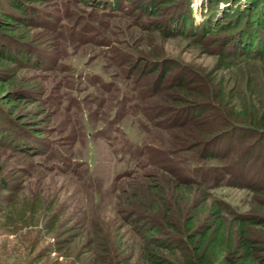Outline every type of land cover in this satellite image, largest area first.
<instances>
[{
  "label": "trees",
  "instance_id": "obj_1",
  "mask_svg": "<svg viewBox=\"0 0 264 264\" xmlns=\"http://www.w3.org/2000/svg\"><path fill=\"white\" fill-rule=\"evenodd\" d=\"M57 2L60 11L56 16H49L38 7L43 0H0V146L22 153L26 158H58L57 164L63 166L58 172L63 176H76L79 168L74 165L77 162L72 163V160L56 152L54 143L59 136H48L46 128L42 127V122L46 121L38 117L40 103H43L40 98L56 94L65 97L69 105L76 106L79 111H88L89 117L97 111H109L106 112L107 119L97 129L102 134L110 127L107 125L115 124L113 120L117 121L119 114L123 118L133 117L140 111L137 116H142L138 121L142 130H147L145 127L149 121L150 126L172 130L171 149L166 152L175 154L172 160L163 159L171 163L176 175V179L172 180L175 186L168 185L172 189L167 190L162 183L144 186L140 185L141 182L136 185L127 183L132 175L143 173L139 169L140 164L125 175L124 188H118L120 193L115 198L118 201L124 196V200L117 203L123 210L121 208L116 213L121 212L128 217L133 233L140 238L136 262L133 263L127 256L118 260L119 254L113 253L116 249L106 241V237L96 243L98 235L93 232L92 238L86 237L87 241L77 251V260L85 248L95 253V248H98L92 264H264V186H253L256 198L249 212H237L226 201L206 194L207 189L219 187V176L213 175L216 167L205 165L210 161L223 162L219 167V174L226 177L223 184L245 186L243 171L238 166L233 167V162L238 160V165L250 148H254L264 161V93L262 96L259 94L264 87L259 86L255 94L258 83L249 73L253 71V62L264 67V0H203L204 13L200 22L195 21L191 0ZM222 2L228 5L220 8ZM127 14L134 17L126 26H137L146 33L161 34L164 38L185 37L193 45H202L206 49L216 46L218 49L212 52H216L218 69L246 74V83L240 89L239 85L227 88L222 76L209 78L211 73L203 75L200 71H192L182 62V66L179 65L177 60L157 59L151 55L146 57L136 50H129L127 43L119 41L123 39L121 21L112 24L115 25L112 29L108 27L110 17H121L123 20ZM70 16H75L74 22ZM156 16L161 17L159 24L145 26L138 23L142 18ZM31 30H36L35 34ZM39 30L45 34H58L60 38L72 40L80 46L88 45L89 50L95 49L92 44L101 47L99 50H108L101 63L106 73L99 71L98 74L84 76L79 71L70 75L75 67L63 64L66 58L63 54L57 57L55 65L52 60L49 61L54 69L61 70V80L56 77L58 72L54 75L53 70L44 77H32V82L25 80V86L19 90L10 89L18 82L17 71L38 70L45 65L43 57L37 53L41 52V45L46 44L47 37L44 33L39 34ZM118 36L122 37L119 39ZM67 44L71 48L72 45ZM65 52L68 54L70 51ZM100 54L95 52L90 58ZM148 57H152V61L141 63ZM72 76L76 78L72 80ZM253 95L256 99H252ZM159 97L163 98L161 104L165 107L161 105L157 109L147 105L150 98L157 100ZM23 104L37 106L30 114L33 127L23 124L25 127L20 128L18 122L22 120L17 122L13 117ZM166 117L170 119L164 124L157 121ZM188 127L191 129H184ZM183 130L187 134L181 133L185 132ZM114 132L121 133L116 138L122 142L119 153H128L127 132L120 131L117 125ZM217 143L219 151L215 147ZM164 153L155 152L160 157ZM225 157H231V169L227 168L230 163ZM41 165L48 170V162H41ZM3 167L0 162L3 220L15 226L29 225L32 218L35 225L44 220L47 233L55 232L58 218L52 207L43 204L38 195L28 203L18 205V199H13L16 187H9ZM214 176L218 183H214L213 180H217ZM189 186H196L200 191V198L192 206L189 205V197L179 193ZM5 192H8L7 197ZM131 199L137 205L130 204L128 200ZM58 230L62 232L58 243L60 250L70 252L71 245L80 238L79 234L74 229L61 227ZM107 242L112 252H109ZM92 244L94 247H91Z\"/></svg>",
  "mask_w": 264,
  "mask_h": 264
},
{
  "label": "rangeland",
  "instance_id": "obj_2",
  "mask_svg": "<svg viewBox=\"0 0 264 264\" xmlns=\"http://www.w3.org/2000/svg\"><path fill=\"white\" fill-rule=\"evenodd\" d=\"M57 1L43 0V3L38 7L45 14L56 16L57 12L60 11ZM202 1L191 0V8L196 22H200L203 19L204 8ZM226 4L222 2L219 7L221 8ZM166 9L168 11L171 10L169 8ZM70 12L73 11L70 10ZM70 17L73 18L74 22L75 16ZM133 17L134 15L130 14L125 15L123 20H121V17H110V26L108 25L112 29L115 26L112 24H118L121 21L120 25L122 28H120V31L123 37L118 36V38H123L119 41L127 43L129 50L133 52L136 50L140 55L146 57L147 55H151L157 59L177 60L179 65L182 66L180 63L182 62L187 69H191L192 71H200L203 75L211 73V76H208L209 78L214 76L217 79L222 76V81L227 85V88L239 85L240 89L246 83L248 77L245 76L246 74L239 75L233 73L235 70L218 69L216 52H212L216 46H210L206 49L202 45H193V42L185 37L174 36L164 38L161 34L146 33L137 26H126V24L131 23L130 19ZM50 18L51 21H54L52 17ZM160 18L158 16L154 18H142L138 23L145 26L151 23L159 24L161 22ZM104 19L107 20V18ZM34 31L36 30H31V33H34ZM39 31H41L39 34L44 33L43 30ZM45 35L47 37L46 44L41 45V52L37 53V55L43 57L45 65L42 69L38 70L22 69L17 71L18 82L9 87L10 89L19 90L25 86V80L30 79L31 81H29L32 82V77H44L48 72L51 73L53 70L52 73L56 75L58 72L59 76L56 75V77L58 80H61V70L54 69V66H51L49 61L52 60L55 65L57 57H61L63 54L66 57L63 64L66 67H75L73 70L70 68V75L79 71L84 76L98 74L99 71L106 73L102 69L101 65L103 64L101 63L105 59L102 58L104 54L108 55V50H99L101 47H96L93 44L89 45L95 49L89 50L88 45L84 44L80 46L72 40L70 42L67 39L60 38L58 34L47 33ZM67 43L72 45L71 48H69ZM230 44L228 45L230 46ZM123 46H126V44H123ZM64 50L70 52L67 54ZM95 52H101V54L90 58ZM146 61H152V57L151 59L149 57L146 58L141 63ZM252 66L253 71H249V73L254 82L258 83V86L255 88V94H257L259 86L264 87V67L258 62L251 63ZM67 70L68 68L65 69V71ZM72 77V80L76 78V76ZM263 93L262 88L259 94L262 96ZM49 95L47 94L40 98L43 103H40V114L38 117L46 121L42 122V127L46 128L48 136H59L54 143L57 147L56 152L72 160V163L77 162L74 166L75 168H79V172L74 177L69 175L63 176L58 172V169L63 168V166L59 167L60 164H57L58 158L46 157V160L39 156L26 158L22 153H15L0 146V162L4 166L5 179L9 183V187H16V196L13 199L17 198L18 205H22L28 203L33 197L38 195L43 204L52 207L53 212L56 213L58 218L55 232L47 233L44 220H40L36 225L33 218L30 220L29 225L17 224L15 226L10 224L5 219L3 220V209L0 207V264H92L95 254H98V248H95L97 253L90 252V249L85 248L78 260V255H76L77 251L81 250L80 246L87 241L86 237L92 238V232L98 235L96 243L102 242L101 239L106 237V241H109L112 244V248L116 249V251H113L107 242L109 252L118 253V260L123 258V256H127L135 263L138 256L140 238L133 233V229L127 221L128 217L124 213H116L121 208L123 210V207L117 203L120 204V201L124 200V196L122 199L119 198L120 200L118 201L115 197L120 193V189L118 188H124L123 183L127 179L125 175L130 169L136 168V164H140L139 169H142L143 173L132 175L127 183L131 182L133 185H136L141 182V186L148 183H162L167 190L172 189L168 185L175 186L172 180L176 179L174 177L176 175L171 167V163L163 160L164 158L172 160L175 157V154L166 152V150L171 149L170 138L172 130H169L170 128L162 129L155 125L150 126L151 121H149L150 123L146 122L147 127L145 128L147 130L144 131L145 129L143 128L144 130H142L138 122L142 118V116H137L140 111L133 117L127 116L123 118L119 114L117 121L112 120L120 128V131L127 132L125 136L127 140L126 147H129L127 149L128 153L121 155L119 148L122 142L119 138L116 140L117 135L121 133L116 134L114 132L116 125H107L110 127H107L108 130L104 134L97 130L102 121L107 119L106 112L109 111H97V113L89 117L88 111H79L76 106H70L69 101H66L65 97H58L56 94ZM102 95L105 96V94ZM99 96L101 97V95ZM255 97L253 95L252 99H256ZM161 100L163 98L159 97L157 100L150 98L146 101L148 106H156L157 109H160L161 105L165 107L164 104H161ZM57 101H59L58 104ZM109 103L110 106L113 105V101ZM107 104L108 101L106 107ZM35 107L37 106L34 104H28L27 106L23 104L19 107V111L15 112V116L13 115L15 120L17 122L22 120V122H18L20 128L25 127L23 124H28L26 125L27 127H33L34 124L30 121V114L35 112ZM26 114H28V117H25ZM168 119L170 118L166 117L157 119V121L164 124L169 121ZM181 133L187 134L186 131ZM105 136H109L110 138H106ZM220 143L222 144L223 142L220 141ZM215 147L219 151V143L215 144ZM246 151L248 154L243 156L241 161L239 160L238 165V160L235 163L233 162V167L238 166L243 171L242 179L246 183L245 186H228V183L226 185L223 184L226 177L219 174V167L220 164H224L223 162L218 160L205 164L208 167H216V172L213 175L219 176V187L207 189L206 194H209L211 198H220L226 201L233 210L242 213H247L251 210L252 201L256 198L253 193V186H264V161L262 156L260 157L254 148ZM155 152L166 153L160 157ZM227 159V163H230L227 165V168L231 169V162H229L231 157ZM41 162H48V170L41 165ZM172 162L175 163L176 161ZM235 172H238V170H235ZM217 177L215 178L217 179ZM213 181L214 183H218V179H214ZM167 190L166 193L169 194L170 192ZM7 193H4L5 197H7ZM179 193L182 196L189 197L187 199L190 206L194 205L196 200L200 198V191L196 189V186L183 188ZM1 195H3L2 192L0 193V198H2ZM128 202L137 205L133 199L128 200ZM50 215L48 214L47 216ZM11 222L13 221L11 220ZM61 227L63 229H74L76 234L80 236L76 243L71 245L70 252L67 253L65 249L60 250L59 247L62 232L60 233L58 229ZM93 244L91 247H94Z\"/></svg>",
  "mask_w": 264,
  "mask_h": 264
}]
</instances>
